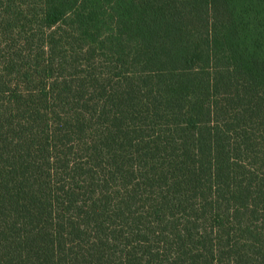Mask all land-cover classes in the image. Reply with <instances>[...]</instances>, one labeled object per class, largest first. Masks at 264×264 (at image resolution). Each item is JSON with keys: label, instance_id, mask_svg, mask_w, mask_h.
<instances>
[{"label": "trees", "instance_id": "trees-1", "mask_svg": "<svg viewBox=\"0 0 264 264\" xmlns=\"http://www.w3.org/2000/svg\"><path fill=\"white\" fill-rule=\"evenodd\" d=\"M0 264H264V0H0Z\"/></svg>", "mask_w": 264, "mask_h": 264}]
</instances>
